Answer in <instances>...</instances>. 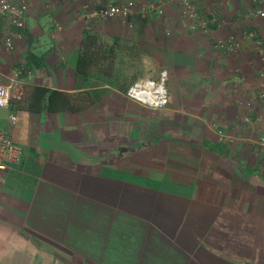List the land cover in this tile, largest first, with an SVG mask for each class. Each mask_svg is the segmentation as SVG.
<instances>
[{
	"label": "crops",
	"instance_id": "crops-1",
	"mask_svg": "<svg viewBox=\"0 0 264 264\" xmlns=\"http://www.w3.org/2000/svg\"><path fill=\"white\" fill-rule=\"evenodd\" d=\"M9 1L27 2L26 31L6 50L0 18V80L30 73L0 109L22 150L0 172V264H264V20L248 18L251 0L194 1L226 19L208 33L176 2L136 0L125 23L87 18L118 0ZM229 37L234 54L215 47ZM162 71L166 108L126 98ZM32 86L89 104L19 109Z\"/></svg>",
	"mask_w": 264,
	"mask_h": 264
},
{
	"label": "built area",
	"instance_id": "built-area-1",
	"mask_svg": "<svg viewBox=\"0 0 264 264\" xmlns=\"http://www.w3.org/2000/svg\"><path fill=\"white\" fill-rule=\"evenodd\" d=\"M159 4L176 2L184 11L185 17L190 21L191 29L204 33L210 32L209 25L215 24L219 28L226 26V19L220 17L218 11H208L206 14H200L195 8L194 1L196 0H154ZM136 5V0H118L117 3L107 4L102 8L91 11L87 18L97 21L116 20L119 19L127 23L128 18L132 14ZM28 4L26 1L11 3L9 0H0V18L12 27L13 33L3 39V47L6 50L14 48L15 41L22 40L26 31V15ZM207 16L205 19L204 17ZM248 18L257 17L264 20V0H251V8L248 12ZM249 40H254L255 35L249 31L247 33ZM261 44L260 41L256 42ZM215 47L219 50L226 51L229 54H234L240 50L241 44L235 37L227 39H216ZM30 70L21 67L14 70L13 75L6 83H0V109H5L9 106L12 98L13 86L23 74H29ZM264 75V70L262 71ZM167 72L162 71L157 79L144 78L135 81L125 92L126 98L142 107L148 109L160 110L168 105V94L166 90ZM261 92V97H263ZM11 125H14L15 118H8ZM22 154L21 148L16 145L8 130L4 127L0 120V172L7 171L10 166L16 163Z\"/></svg>",
	"mask_w": 264,
	"mask_h": 264
},
{
	"label": "trees",
	"instance_id": "trees-1",
	"mask_svg": "<svg viewBox=\"0 0 264 264\" xmlns=\"http://www.w3.org/2000/svg\"><path fill=\"white\" fill-rule=\"evenodd\" d=\"M91 44V39L85 37L82 41V53L78 60L76 74L83 78L90 72V56L87 54V47ZM128 89V88H127ZM17 107L30 113H78L87 108L89 103H81L74 94L63 91L50 90L46 87L32 86L24 89L22 99L16 102ZM11 105V101L9 106ZM8 106V107H9Z\"/></svg>",
	"mask_w": 264,
	"mask_h": 264
},
{
	"label": "rangeland",
	"instance_id": "rangeland-1",
	"mask_svg": "<svg viewBox=\"0 0 264 264\" xmlns=\"http://www.w3.org/2000/svg\"><path fill=\"white\" fill-rule=\"evenodd\" d=\"M0 83H1V80H0Z\"/></svg>",
	"mask_w": 264,
	"mask_h": 264
}]
</instances>
